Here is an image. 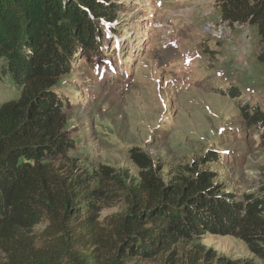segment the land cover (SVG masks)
<instances>
[{
  "label": "trees",
  "instance_id": "16d2710c",
  "mask_svg": "<svg viewBox=\"0 0 264 264\" xmlns=\"http://www.w3.org/2000/svg\"><path fill=\"white\" fill-rule=\"evenodd\" d=\"M125 6V0H0V79H12L18 92L0 104V264H130L133 258L180 264L182 245L208 234L239 238L264 259V198L215 182L210 169L166 181L139 147L130 149L138 179L124 180L104 165L61 168L75 142L65 131L60 79L85 52L102 56L103 40L120 35L115 18ZM217 6L223 21L257 27L264 63V0H217ZM241 111L264 141V107ZM119 200L126 209L102 217ZM214 258L199 251L197 261ZM218 263L239 264L221 256Z\"/></svg>",
  "mask_w": 264,
  "mask_h": 264
},
{
  "label": "rangeland",
  "instance_id": "374dc122",
  "mask_svg": "<svg viewBox=\"0 0 264 264\" xmlns=\"http://www.w3.org/2000/svg\"><path fill=\"white\" fill-rule=\"evenodd\" d=\"M125 1L115 18L120 35L103 40L102 56H79L60 79L65 131L75 142L61 159L63 171L104 165L124 180L138 179L130 149L139 147L166 181L203 167L215 172V182L264 198V141L241 111L264 107L257 27L223 21L217 0ZM17 95L12 79H0V104ZM125 209L119 200L101 215ZM205 250L216 258L197 261ZM219 256L264 264L243 240L209 234L183 244L179 259L219 264ZM130 264L150 263L133 258Z\"/></svg>",
  "mask_w": 264,
  "mask_h": 264
}]
</instances>
